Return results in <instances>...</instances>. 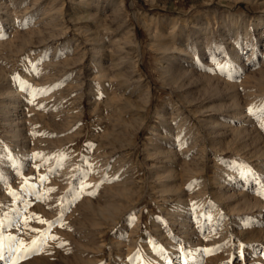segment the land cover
Segmentation results:
<instances>
[{
  "label": "rangeland",
  "instance_id": "obj_1",
  "mask_svg": "<svg viewBox=\"0 0 264 264\" xmlns=\"http://www.w3.org/2000/svg\"><path fill=\"white\" fill-rule=\"evenodd\" d=\"M0 5V264H264V0ZM149 28L192 51L175 79Z\"/></svg>",
  "mask_w": 264,
  "mask_h": 264
},
{
  "label": "bare ground",
  "instance_id": "obj_2",
  "mask_svg": "<svg viewBox=\"0 0 264 264\" xmlns=\"http://www.w3.org/2000/svg\"><path fill=\"white\" fill-rule=\"evenodd\" d=\"M1 6V5H0ZM1 9H3V8H1ZM2 11V10H1ZM89 16H90V14H89ZM24 18V17H23ZM92 18H94V17H92ZM95 19V18H94ZM143 19V18H142ZM145 19V18H144ZM15 21V20H14ZM26 21V20H25ZM146 21V20H145ZM148 21V20H147ZM146 21V23H148ZM151 22V21H150ZM23 23V22H22ZM145 26H146V24H145ZM147 26H152L151 24L150 25H148L147 24ZM155 26V25H154ZM151 28V27H150ZM149 28V33H150V36H152L154 39H158L159 40V44L157 45V46H159V49H160V51H161V53H162V56H161V58H162V61H165L166 63H167V67L164 69L165 71H166V73H168V76H169V79L170 80H172L171 79V77L173 78V79H175L176 78V76H177V74H176V64H178L177 63V60H178V62L180 61H182V60H184V61H186L187 62V58H192L193 57V53H192V51H190V49L187 47V45H185L184 44V40L182 39V38H178V37H175L176 35V33L177 32H173L174 33V35L175 36H172L173 34H167V33H165V32H159V31H157V33L158 34H160L159 36L155 33L156 31V29L155 30H151ZM130 29V28H129ZM147 29H148V27H147ZM152 29H154V28H152ZM168 30V29H167ZM175 31V30H174ZM132 32V31H131ZM168 32H171V31H168ZM132 34V33H131ZM134 36H135V33H134ZM136 37V36H135ZM131 38H133V37H131ZM94 40V39H93ZM157 40V41H158ZM95 49L96 48H98L99 50H100V48L101 47H103V45L104 44H102L100 41L101 40H98V38H96L95 39ZM120 41V40H119ZM112 42L114 43V41L112 40ZM116 42V41H115ZM155 42V41H154ZM197 42V41H196ZM104 43V42H103ZM120 43V42H119ZM111 45V44H110ZM115 45H117V46H115ZM113 47H117V48H119V46L121 47L122 45L120 44L119 46H118V43L117 44H115ZM124 45V44H123ZM105 47V46H104ZM105 48H107V46L105 47ZM116 48V49H117ZM199 48V47H198ZM97 49V50H98ZM103 49V48H102ZM121 49H122V47H121ZM110 50V49H109ZM108 50V51H109ZM113 49H111L110 50V52L112 51ZM118 51H122V50H120V49H117ZM102 51V50H101ZM107 51V52H108ZM115 51V50H114ZM94 52H96L95 50H94ZM104 52V51H103ZM116 52V51H115ZM109 53V52H108ZM107 53V54H108ZM122 53H124V51H122ZM177 54H179V56L177 55ZM112 54H110V57H112L111 56ZM113 55H114V53H113ZM116 55H118L117 53L114 55V58L116 59ZM119 55H121L120 53H119ZM124 55H126V54H124ZM106 56V55H105ZM122 56V55H121ZM120 56V59L122 58ZM178 56V57H177ZM196 56V55H195ZM107 57V56H106ZM109 57V56H108ZM113 58V57H112ZM111 58V59H112ZM189 59V60H190ZM118 60H119V58H118ZM192 60V59H191ZM194 60V59H193ZM122 61H123V63H124V60H121V61H119V62H121L120 64L122 65ZM111 62H113V63H115L114 61H112L111 60ZM179 62V63H180ZM112 63V64H113ZM126 63V62H125ZM119 64V63H118ZM115 65V64H114ZM179 65V64H178ZM184 64H182V66H183ZM123 66V65H122ZM122 66H120V67H122ZM116 67H117V64H116ZM119 68V67H118ZM108 70V69H107ZM99 73H103L101 76H100V79L102 80V83H101V81L99 82V83H101L100 84V86L101 87H103L104 89L103 90H106L107 92L108 91H110V90H112L111 88H112V86H111V84H110V82H112V80L110 81V77H109V75H108V72L107 73H104V70L102 71H100ZM179 79V78H178ZM98 80H99V77H98ZM110 84V85H109ZM99 85V84H98ZM223 85V84H222ZM100 86H99V88H100ZM145 87V86H144ZM9 91L11 90V89H8ZM142 90H146V89H142ZM4 91V90H3ZM6 91V90H5ZM8 91V92H9ZM139 91V90H138ZM7 92V91H6ZM5 92V93H6ZM107 92H105V93H107ZM3 93V92H2ZM1 93V94H2ZM104 93V92H103ZM104 93V94H105ZM149 93V92H148ZM6 94H9V93H6ZM10 94H15V93H12V91H11V93ZM107 95V94H106ZM108 95H109V93H108ZM112 95V94H111ZM3 96H5V94L3 95ZM113 96V95H112ZM5 98V97H4ZM6 98H10V97H6ZM11 98H14V97H11ZM111 99L113 100V101H115L114 99H115V97H111ZM3 100H5V99H3ZM13 100V99H12ZM167 101V100H166ZM151 102V98L148 96V102L147 103H150ZM3 103H4V105H3V109L4 110H9L8 108V104H6V102L5 101H3ZM12 104V103H11ZM10 104V105H11ZM167 104V103H166ZM134 105V103L133 102H131V101H128V100H126L125 102H124V104H123V109L124 110H126V109H128L129 110V108H131L132 106ZM168 105V104H167ZM12 106V105H11ZM1 108H2V106H0ZM12 108V107H11ZM117 108H120L121 109V107H117ZM2 110V109H1ZM4 110H2L3 112H4ZM11 110V109H10ZM12 111H14L13 109H12ZM167 109H162V110H160L159 112H157L156 114H157V118L158 119H160V117H165L166 116V113H167ZM3 112H1L0 111V115H1V113H3ZM5 113H7V111L5 112ZM9 113V112H8ZM104 113V112H103ZM10 114V113H9ZM16 114V113H15ZM124 113L122 112V115H123ZM240 114V113H239ZM12 116V115H11ZM106 116H107V114H106ZM124 116V115H123ZM113 117V116H112ZM122 117V116H121ZM239 118H240V115L238 116ZM237 117V118H238ZM17 118V117H16ZM16 118H12V119H10L9 117H8V115H3V122H5V120H6V122H8V124H10V126L9 127H11V134L13 135V138H18V137H20L22 134H23V131H22V126L20 125V122H19V126H21V127H19L18 126V124L16 123L17 121L15 120ZM115 118V117H114ZM18 119V118H17ZM20 119V118H19ZM25 119V118H24ZM28 119V118H27ZM165 119H167V118H165ZM241 119V118H240ZM26 120V119H25ZM119 120L120 119H118V117L116 118V119H114V121H115V123L117 124L118 122H119ZM1 121V120H0ZM1 121V122H2ZM13 121H16V122H13ZM24 121V120H23ZM22 121V122H23ZM28 122V121H27ZM164 122H165V120H164ZM107 123V122H106ZM7 124V123H6ZM22 124V123H21ZM29 124V123H28ZM107 125V124H106ZM27 125L25 124V127H26ZM153 128H154V126H153ZM160 133V132H159ZM163 133V132H162ZM161 133V134H162ZM25 134V133H24ZM155 134H158V132H156ZM170 134V133H169ZM164 136V135H163ZM163 136H158V138L154 141L155 143L157 142V143H159L158 141H164V140H166L168 137H163ZM168 136V135H167ZM22 138H23V136H21ZM219 137V136H218ZM15 138V139H16ZM156 138V137H155ZM14 139V140H15ZM24 139H26V138H24ZM18 141H19V138L17 139ZM16 141V140H15ZM18 141H16V143L18 142ZM24 141V140H23ZM20 142V141H19ZM26 143V142H25ZM172 142H170V144H171ZM19 144V143H18ZM17 144V145H18ZM172 145V144H171ZM166 146V145H165ZM165 146L163 145V143L161 144V145H159V146H157L156 147V149H154L155 151L153 152V155L159 160V163L161 164L160 165V170H164L165 172H167L168 171V173H166L161 179H159L161 182H159V183H161V184H163V186H162V189H161V191L163 192V193H165V194H169V193H171V191H174V190H176V191H178V185L176 184V180H175V177L176 176H178L179 175V177L182 179H184V178H186L187 179V177L186 176H188L189 175V171L187 172V168H184L183 170H181V172L179 173V174H176V173H171V168L172 169H174V168H176V164H175V162H174V152H172V151H170V150H167L166 148H165ZM153 148V147H152ZM216 149H218V148H216ZM29 153V152H28ZM28 153L27 154H25V159L28 157ZM31 154V153H30ZM29 154V155H30ZM20 158H21V156H20ZM30 160V159H29ZM158 163V164H159ZM155 165V164H154ZM157 165V164H156ZM199 167V166H198ZM199 169V168H198ZM217 171V170H216ZM162 172V171H161ZM191 172V171H190ZM197 173V172H196ZM96 174V173H95ZM161 174V173H160ZM158 175H159V172H158ZM163 175V174H162ZM161 175V176H162ZM220 175V174H219ZM219 175L218 176H215L214 178H212V180H211V185L213 186V187H216V189H218L217 188V186H219V184L221 183V180H220V177H219ZM232 175H234V174H232ZM192 176V175H191ZM154 177V176H153ZM223 180V179H222ZM175 181V182H174ZM210 185V184H209ZM223 185V184H222ZM222 185H221V187H222ZM158 186V185H157ZM211 187V186H210ZM220 187V188H221ZM158 188H161V187H158ZM214 189V188H213ZM127 190L126 189H121L120 191H118V194H121L122 196H125V195H127ZM220 192H223L222 190L220 191ZM231 192V191H230ZM234 192V191H233ZM225 193V192H224ZM223 193V195H221V200H223V201H226V200H228L229 199V201H230V198H234V196H235V194L234 195H232V193H230V194H228V193H225L224 194ZM218 193L216 192V195H217ZM179 195V194H178ZM215 195V196H216ZM220 195V194H219ZM237 195H238V193H237ZM236 195V196H237ZM169 196V195H168ZM181 197V196H180ZM216 198H217V196H216ZM243 198V197H242ZM166 199V198H165ZM219 199V198H218ZM244 199H245V197H244ZM221 200H219L220 202H221ZM234 200V199H233ZM232 200V201H233ZM240 200V199H239ZM239 200H235V201H239ZM231 201V202H232ZM240 203H242V200H240L239 201ZM244 202V201H243ZM110 203V202H109ZM108 203V204H109ZM112 203V202H111ZM109 204V205H106V208H105V214H108L109 216L110 215H112L114 212H115V210H116V207H115V205H112V204ZM237 203V202H236ZM235 203V204H236ZM232 204V203H231ZM234 204V205H235ZM100 206V205H99ZM232 206V205H231ZM247 206V205H246ZM227 208V207H226ZM235 208V207H234ZM234 208H232L233 209V211H234ZM246 208V207H245ZM255 208V207H254ZM230 209V208H229ZM238 209V208H237ZM103 210V209H102ZM228 210V209H227ZM235 210H236V208H235ZM247 210V209H246ZM117 212V211H116ZM104 214V215H105ZM103 215V216H104ZM113 216V215H112ZM114 227V226H113ZM243 233V232H242ZM88 253V252H87Z\"/></svg>",
  "mask_w": 264,
  "mask_h": 264
},
{
  "label": "trees",
  "instance_id": "obj_3",
  "mask_svg": "<svg viewBox=\"0 0 264 264\" xmlns=\"http://www.w3.org/2000/svg\"><path fill=\"white\" fill-rule=\"evenodd\" d=\"M143 6H144L145 8H148V7H147V6H145V5H143ZM239 7H240V8H244V7H245V5H244V4H240V5H239Z\"/></svg>",
  "mask_w": 264,
  "mask_h": 264
}]
</instances>
